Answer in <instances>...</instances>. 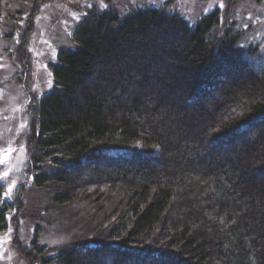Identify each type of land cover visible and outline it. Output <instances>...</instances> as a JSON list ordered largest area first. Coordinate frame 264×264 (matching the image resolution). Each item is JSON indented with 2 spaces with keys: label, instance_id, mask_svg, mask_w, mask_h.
I'll list each match as a JSON object with an SVG mask.
<instances>
[{
  "label": "trees",
  "instance_id": "16d2710c",
  "mask_svg": "<svg viewBox=\"0 0 264 264\" xmlns=\"http://www.w3.org/2000/svg\"><path fill=\"white\" fill-rule=\"evenodd\" d=\"M222 22L216 9L192 27L165 6L79 21L27 142L64 241L37 228L29 264H264V64ZM7 196L0 180V234L24 212Z\"/></svg>",
  "mask_w": 264,
  "mask_h": 264
},
{
  "label": "rangeland",
  "instance_id": "374dc122",
  "mask_svg": "<svg viewBox=\"0 0 264 264\" xmlns=\"http://www.w3.org/2000/svg\"><path fill=\"white\" fill-rule=\"evenodd\" d=\"M32 1L13 0L0 18V180L5 182L7 198L16 197L24 204L19 221L13 219L0 234V264H29L31 253L25 250L37 228L42 244L64 241L57 231L66 228L62 220L41 209L47 200L31 188L27 142L34 126L35 100L53 86L51 66L61 49L74 47L76 26L91 10L111 9L122 17L138 8L165 6L194 27L201 17L218 9L221 21L233 22L241 32V44L256 47L255 59L264 64V0H47L30 17ZM14 26L12 40L5 38ZM22 34H27L26 47L15 60L12 54H17Z\"/></svg>",
  "mask_w": 264,
  "mask_h": 264
},
{
  "label": "snow or ice",
  "instance_id": "6c2138e0",
  "mask_svg": "<svg viewBox=\"0 0 264 264\" xmlns=\"http://www.w3.org/2000/svg\"><path fill=\"white\" fill-rule=\"evenodd\" d=\"M222 6V5H221Z\"/></svg>",
  "mask_w": 264,
  "mask_h": 264
}]
</instances>
